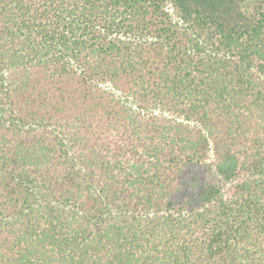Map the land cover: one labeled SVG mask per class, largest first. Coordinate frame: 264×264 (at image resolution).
<instances>
[{
  "label": "trees",
  "instance_id": "1",
  "mask_svg": "<svg viewBox=\"0 0 264 264\" xmlns=\"http://www.w3.org/2000/svg\"><path fill=\"white\" fill-rule=\"evenodd\" d=\"M0 264H264V0H0Z\"/></svg>",
  "mask_w": 264,
  "mask_h": 264
},
{
  "label": "rangeland",
  "instance_id": "2",
  "mask_svg": "<svg viewBox=\"0 0 264 264\" xmlns=\"http://www.w3.org/2000/svg\"><path fill=\"white\" fill-rule=\"evenodd\" d=\"M102 86H106V85L102 84ZM214 179L224 189H226L229 186V182L224 181L222 177L218 175L215 171H214Z\"/></svg>",
  "mask_w": 264,
  "mask_h": 264
}]
</instances>
